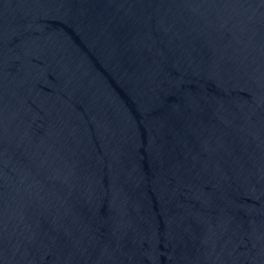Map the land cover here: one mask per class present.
Wrapping results in <instances>:
<instances>
[{"label": "water", "instance_id": "obj_1", "mask_svg": "<svg viewBox=\"0 0 264 264\" xmlns=\"http://www.w3.org/2000/svg\"><path fill=\"white\" fill-rule=\"evenodd\" d=\"M0 264H264V0H0Z\"/></svg>", "mask_w": 264, "mask_h": 264}]
</instances>
